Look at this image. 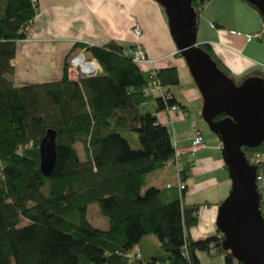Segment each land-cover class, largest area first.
Masks as SVG:
<instances>
[{
  "label": "trees",
  "instance_id": "16d2710c",
  "mask_svg": "<svg viewBox=\"0 0 264 264\" xmlns=\"http://www.w3.org/2000/svg\"><path fill=\"white\" fill-rule=\"evenodd\" d=\"M207 1L190 2L195 27ZM245 3L263 22L256 8ZM36 12L35 1L0 0V264H200L197 250L222 255L224 264H239L222 249L217 228L203 239L189 237L198 208L182 203L183 184L176 198L148 185L150 172L174 160L170 130L157 113L172 105L180 109L169 91L179 82L176 67L156 69L153 64L150 69L133 61L135 44L75 42L71 49H83L96 60L98 74L68 77L70 54L58 79L14 83L9 76L15 43L28 37ZM198 46L232 78L209 43ZM261 77L264 86V73ZM152 81L162 91L144 95ZM49 128L55 131V163L44 176L38 144ZM123 131L135 133L136 143L131 146ZM241 149L256 174L264 175V161L253 157L264 156V140ZM178 166L177 178L183 182L190 164ZM90 203L106 219L105 229L85 218ZM146 235L157 241L149 254L140 247ZM136 246L139 251L130 255Z\"/></svg>",
  "mask_w": 264,
  "mask_h": 264
},
{
  "label": "crops",
  "instance_id": "0c3cea01",
  "mask_svg": "<svg viewBox=\"0 0 264 264\" xmlns=\"http://www.w3.org/2000/svg\"><path fill=\"white\" fill-rule=\"evenodd\" d=\"M36 5L28 37L15 43L14 71L9 76L14 83L58 79L64 60L78 50L71 49L75 42L138 44L146 57L154 60L156 69L186 67L174 54L176 49L164 10L154 0H36ZM199 21L202 22L199 43H209L230 74L241 75L242 79L261 77L264 73L259 70L261 62L264 63V44L261 43L264 32L258 40L246 41L245 35L262 29L263 22L244 0H208L198 14ZM134 25L139 28L137 36L133 33ZM179 83L180 80L169 91L179 104L180 112L167 115L162 111L157 113V119L170 126L174 148L180 152L178 165L190 164L188 176L181 181L185 186L181 201L197 205V221L188 229V235L192 240H199L215 232L216 209L226 196L230 182L217 137L202 130L201 113L192 119L188 117L189 106L199 97L193 81H186L185 86ZM195 130L200 131L202 143L191 150L190 138ZM259 158L264 161V156ZM147 178L148 185L156 186L164 197H178L180 190L174 165L166 164L150 172ZM258 192L264 202V178ZM142 245L144 247L141 242V248ZM156 248L157 243L153 241L143 251L149 254ZM195 255L200 264H224L222 255H212L205 250H197Z\"/></svg>",
  "mask_w": 264,
  "mask_h": 264
},
{
  "label": "water",
  "instance_id": "95a60500",
  "mask_svg": "<svg viewBox=\"0 0 264 264\" xmlns=\"http://www.w3.org/2000/svg\"><path fill=\"white\" fill-rule=\"evenodd\" d=\"M154 1L163 7L171 40L201 96V117L220 144L230 182L215 215L221 247L239 264H264V217L255 184L256 167L247 162L241 149L264 140L263 78L248 76L234 83L199 48L191 0ZM244 2L256 8L264 24V0ZM221 113L224 117L215 120ZM54 138L55 131L46 129L38 144V167L44 176L50 175L55 163Z\"/></svg>",
  "mask_w": 264,
  "mask_h": 264
},
{
  "label": "built area",
  "instance_id": "2783aa9c",
  "mask_svg": "<svg viewBox=\"0 0 264 264\" xmlns=\"http://www.w3.org/2000/svg\"><path fill=\"white\" fill-rule=\"evenodd\" d=\"M32 1L34 2L35 0H32ZM133 33L136 36L139 35V28L135 25L133 27ZM261 34H262V29L246 34L245 39L246 41L257 40V39H260ZM130 54L132 55L133 61L146 63L150 69L153 68L154 60L146 57V55L143 53V51L141 50L138 44H135V46L130 50ZM99 72H100L99 64L93 58H88L83 49H80L74 52L68 58L67 74H68V77L70 78H76L79 75H85V76L96 75ZM154 91L155 92L162 91L161 87L155 81H152L151 84L143 88L144 95L150 92H154ZM173 112H180L177 105H172L165 109V113L167 115H170ZM201 143H202L201 133L199 130H195L190 138L189 147L191 150H195L197 147L201 145ZM179 155H180V152L178 150H174L173 163H171V161L168 162V164L174 165L176 173H178L179 171V166H178ZM253 157L257 159L258 155L254 154ZM263 178H264V175L262 174L255 175V183H256L257 189L259 188V183ZM177 185H178L179 190L183 188V185L179 180H177ZM203 207H206V205H203Z\"/></svg>",
  "mask_w": 264,
  "mask_h": 264
},
{
  "label": "rangeland",
  "instance_id": "374dc122",
  "mask_svg": "<svg viewBox=\"0 0 264 264\" xmlns=\"http://www.w3.org/2000/svg\"><path fill=\"white\" fill-rule=\"evenodd\" d=\"M160 7L163 10V7L162 6H160ZM201 26H202V22L201 21L196 22L195 39H196L197 42H199V38H200V34H201ZM261 43L264 44V34H263L262 42ZM178 58H180L182 60V62H184L181 57H178ZM259 70L264 71V63L263 62H261V67H259ZM177 72H178V76H179V80H180L179 86H185L186 81H188V80L191 81V83H192V79H191V77H190V75H189L186 67H185V69H179V70H177ZM231 76H232V80L234 81V83H237L238 81H240L242 79V76L241 75H235L234 76V75L231 74ZM177 90H179V89H177ZM189 109H190V111H189L188 117H191V119H192V117L194 118L196 116V114H200L201 113V96H200V94H199V97H197V100L192 101V105H191V107L189 106ZM188 117H186V119L188 121H190L191 119H189ZM199 118H201V117L199 116ZM201 120H202V118H201ZM201 122H202L201 123L202 130L204 132H208L209 134H211V132L208 130L206 124L203 121H201ZM186 125L189 126L187 122H186ZM167 127L170 129L169 124H167ZM122 133L125 135L126 139L128 140V142H129V144L131 146L133 145V143H136L137 137H136V134L135 133H133L132 131H127V132H124L123 131ZM76 148H77V151H78V153L80 155V158H83L80 144H76ZM85 218L93 226H95L97 228L105 229L106 226H107L106 219L98 213L97 205L95 203H90V204L87 205L86 211H85ZM153 241L157 243L156 239L152 235H146L143 238V240L141 241L142 244H144V247L142 245L143 250L147 249L148 246H150V244ZM136 248H137V246L130 252V254H132L133 251L137 250Z\"/></svg>",
  "mask_w": 264,
  "mask_h": 264
}]
</instances>
